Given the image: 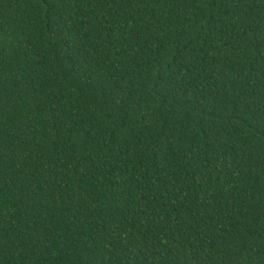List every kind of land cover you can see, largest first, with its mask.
<instances>
[{
    "label": "trees",
    "instance_id": "1",
    "mask_svg": "<svg viewBox=\"0 0 264 264\" xmlns=\"http://www.w3.org/2000/svg\"><path fill=\"white\" fill-rule=\"evenodd\" d=\"M0 264H264V0H0Z\"/></svg>",
    "mask_w": 264,
    "mask_h": 264
}]
</instances>
